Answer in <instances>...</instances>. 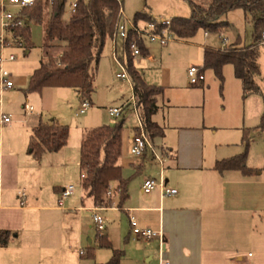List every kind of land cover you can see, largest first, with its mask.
Returning a JSON list of instances; mask_svg holds the SVG:
<instances>
[{"label": "crops", "instance_id": "0c3cea01", "mask_svg": "<svg viewBox=\"0 0 264 264\" xmlns=\"http://www.w3.org/2000/svg\"><path fill=\"white\" fill-rule=\"evenodd\" d=\"M63 1L66 4V0ZM164 1L169 4V21L192 16V9L184 0ZM195 1L202 5L210 3ZM235 11L226 17L229 23L224 29L226 34L232 29L228 16ZM160 12L163 13V7ZM142 14L152 19L147 13ZM161 20L166 19L162 17ZM27 22L29 27L32 23L40 25L35 21ZM201 34L203 36L198 38ZM218 35L200 30L189 40L173 36L177 44L172 46L174 39L164 47L148 44L141 57H133L145 82L164 91L158 97L159 108L153 116V122L161 130L153 141L159 149L166 150L168 156L163 168L149 154L145 158H136L130 153V139L138 124L128 104L130 100L120 106L104 107L105 119L98 115V109L102 107L94 102V96L104 50L96 67L91 107L80 115L92 110L81 125L80 137L72 138L70 132L68 143L61 151L44 153L40 159L31 154L29 146L33 130L40 122H46L43 111L30 103H37L41 94L27 93L30 79L40 64L23 74L11 72L15 87L4 93L3 109L13 121L0 128V264H107L114 250L123 253L120 264H160L159 241L135 239L131 216L140 227L163 231L165 257L172 264H264V155L258 152L248 155L247 166L254 171L249 176L238 170L220 173L215 168L217 162L244 152L248 130L261 119L264 45L259 57L261 76L257 80L262 93L243 98L240 123L238 118L229 119L227 123L209 118L210 85L207 88L205 85L207 73L212 70L205 71L206 80L202 86L191 88L188 86V67L180 73H172L165 67L166 59L178 50L197 46L202 58L206 50L221 51L215 46L216 42L209 39L216 36L221 40ZM108 40L113 42L108 38L106 44ZM119 41L122 58L118 53ZM237 41L242 46L240 35ZM124 44L122 40L116 42L113 63L118 67L125 59ZM168 47L167 55H164L163 49ZM17 48H8L7 56L15 55L12 51ZM105 58L108 60L109 57ZM16 62L17 57L13 62L8 61L5 67ZM227 76L230 77V72ZM234 77L239 96L243 97V85L235 71ZM77 96L80 99L78 93ZM26 105L32 106L34 111L28 113ZM121 107L124 110L118 119L109 115V108ZM120 119L124 130L119 165L123 178L129 180L128 198L122 200L117 189L119 183L115 182L111 185L113 196L107 198L110 205H96L94 199L87 196L82 181L80 188L74 186L78 172L81 174V145L92 130ZM223 126H226V133L220 134ZM75 159L77 163H74ZM161 172L166 187L178 190L177 195L162 198L159 189L144 193V182L149 178L159 179ZM68 186H74L75 192L61 201V191ZM94 213L105 220V230L101 233L94 225ZM2 234L7 240L5 245L1 243ZM101 239L110 243L111 248L103 247Z\"/></svg>", "mask_w": 264, "mask_h": 264}, {"label": "trees", "instance_id": "16d2710c", "mask_svg": "<svg viewBox=\"0 0 264 264\" xmlns=\"http://www.w3.org/2000/svg\"><path fill=\"white\" fill-rule=\"evenodd\" d=\"M192 9L189 18H174L170 33L177 39L189 40L200 30L209 34H219L229 27L227 15L235 10H242L253 26L254 43L240 46L237 41L225 51L206 50L205 73L212 70L215 76L224 82L223 69L233 65L235 76L243 85V98L260 95L261 87L258 78L261 76L259 57L264 35V0H210L202 5L195 0H184ZM123 2L120 0H78L77 9L70 20L65 23V1L38 0L32 7L22 10L21 15L27 21H36L43 29V47L48 52L34 71L27 93L42 94L46 88H63L75 90L81 101L91 102L95 92V75L108 38H112L119 20ZM50 10V11H49ZM154 21L145 14L138 13L135 22ZM12 39L27 43V50L33 47L31 30L15 28L8 32ZM62 47L63 51L54 56L49 51ZM125 59L121 64L132 81L133 93L137 100L140 115L151 137L160 135V128L153 122L158 111V97L164 92L161 88L148 85L142 74L136 69L133 56L129 49V40L124 44ZM261 129H264V117ZM123 123L116 126H101L92 130L81 145V175L85 174L82 186L87 196L92 197L96 205L108 206L107 192L111 185L118 182V190L122 200L128 198L129 180H125L119 160L122 155ZM70 129L58 121L40 122L33 130L29 150L37 159L44 153L61 151L68 143ZM245 150L242 154L217 162L216 170L220 173L238 170L249 176L254 171L247 166L250 140L244 139ZM1 243L5 245V234L1 235ZM103 247L111 248L110 243L101 239ZM123 253L114 250L112 259L107 264H120Z\"/></svg>", "mask_w": 264, "mask_h": 264}, {"label": "rangeland", "instance_id": "374dc122", "mask_svg": "<svg viewBox=\"0 0 264 264\" xmlns=\"http://www.w3.org/2000/svg\"><path fill=\"white\" fill-rule=\"evenodd\" d=\"M63 1V0H61ZM78 0H66L65 12L63 15V21L66 23L71 18L70 7L71 5ZM87 2L88 0H84ZM124 3V17L130 22L135 21V16L138 13H147L152 17L153 20L160 21L162 17L169 21L171 14L168 11L169 4L164 0H120ZM210 0H207V3ZM163 7V13L160 12V9ZM14 13L15 10H11ZM50 11V10H49ZM169 19V20H168ZM229 22L232 25L231 31L225 33L229 39V44L232 45L237 42V37L240 35L242 39V46H250L254 43L253 37V26L251 20L246 18L245 13L242 11H235L228 16ZM36 22V21H35ZM31 30V41L33 47L30 50H27V43L24 44V48L14 49L12 52L17 57V62L14 64H9L6 66L8 71L17 75V73H22L25 71H30L33 68H37L40 64V61L45 58L46 51L43 47V29L40 25L32 23L30 24ZM224 32V31H221ZM220 32V33H221ZM219 33V35H220ZM215 35V34H213ZM218 35V34H216ZM218 35V36H219ZM203 36V34L198 35V38ZM113 38V37H112ZM174 39V37H173ZM213 40L216 47H221L222 41L213 36L209 38ZM176 39L172 46L177 44ZM197 40V38H196ZM218 40V41H216ZM232 42V43H231ZM120 41L118 44V53L119 57L121 55V45ZM230 45H227L225 48L228 49ZM149 47V45H147ZM154 49H157L156 46H151ZM171 47V45H170ZM163 49L164 55H167V50L170 48ZM64 48L57 47L49 51L50 54L58 56ZM27 51L29 54H27ZM8 53V52H6ZM7 55V54H6ZM113 42L108 40L105 49L104 55L102 56L99 73L96 80V94L94 96V102L99 105L98 115L100 118H104V107L111 106H120L124 101L130 100L133 96L132 87L130 82L122 81L117 78L118 74L123 73L122 66L118 67L113 63ZM105 57H109L108 60ZM167 60V67L172 71V73H180L186 67L187 72L192 66L203 67L204 58L198 50V47H193L192 49L178 50L174 52L173 56ZM96 69H93V73L96 76ZM226 72V74H225ZM230 72V77L227 76V73ZM224 82L221 83L220 80L215 77L213 72L207 73V85H210V91L208 96L210 98V111L209 118L218 122H229V119L238 118L239 123L242 122V115L244 110V100L243 97L239 96V90L236 89V79H234V70L233 66H226L223 71ZM41 97V98H40ZM77 96V93L73 89H63V88H48L45 89L41 95L38 97L37 103L31 101L32 105L36 106L39 110L43 111L44 120L48 122L49 120L55 119L63 126H68L71 132L72 138L80 137V128L84 121L87 119L88 115L91 114L90 110L84 116H77V112L81 107V101ZM261 101L264 103L263 99ZM98 106V107H99ZM106 114L107 111H105ZM264 117V104H263V113L259 124L254 126V128L248 130V138L250 139V148L249 155L253 152L262 153L264 155V129H261L262 120ZM105 119V118H104ZM113 123L103 124L101 126H116L119 123H122V119L113 120ZM226 125V124H225ZM100 126V127H101ZM226 126L220 128V134L226 133ZM242 145L241 143H239ZM244 151V150H243ZM74 153L77 157V149L74 150ZM261 154V155H262ZM76 159H75V162ZM81 174L80 171L76 176V182L74 186L80 188L81 186ZM111 189V188H110Z\"/></svg>", "mask_w": 264, "mask_h": 264}, {"label": "built area", "instance_id": "2783aa9c", "mask_svg": "<svg viewBox=\"0 0 264 264\" xmlns=\"http://www.w3.org/2000/svg\"><path fill=\"white\" fill-rule=\"evenodd\" d=\"M38 0H0V128L12 123V116L6 113L3 109V95L4 93L14 89L15 84L11 73L6 69V63L13 62L16 60V56L13 54L6 55V51L10 47L24 48L25 41L12 39L8 32L15 28H26L27 19L22 17V10L32 7ZM77 2H74L70 7L71 14H74L77 9ZM17 9L18 12L14 13L11 9ZM172 22L166 20H154L151 22H141L136 23L126 20L124 17L123 9L120 10L119 20L115 27V33L113 35V48L114 55L116 58V42L122 40L126 42L129 40V49L134 58L141 57L144 54L143 49H147L148 44H155L159 47L166 46L172 39L173 35L170 33V27ZM224 31V30H223ZM222 45L219 48L221 51H225L227 45H229V40L225 32L220 33ZM262 45H264V35L262 40ZM123 73L118 74L117 78L126 80L132 84L131 78L128 75L126 69L121 64ZM188 86L191 88H197L204 84L206 80L205 73L198 66H192L187 72ZM132 110L137 119V127L135 128L132 137L130 139V153L136 158H145L148 154L151 156L152 160L157 163L161 168L164 167L167 161L166 150L159 149L151 137L150 133L146 129L142 117L140 115L139 108L137 106L136 97L132 96L130 102ZM91 107L89 100L84 99L81 101V107L77 112V116L85 114ZM25 109L28 113H32L34 108L30 105H26ZM124 107L121 108H109L108 113L111 117L118 119ZM1 148V142H0ZM159 179L149 178L143 184L144 193H151L156 189H159L163 197L175 196L178 194V190L170 189L166 187L164 177L162 175ZM81 179H85V174L81 175ZM75 192L74 186H68L61 191L60 200L71 197ZM113 190L110 189L107 192V198L113 196ZM25 198V194H22ZM93 222L96 230L101 233L105 230V220L98 213L93 214ZM130 223L132 228V233L135 239L139 241H159V261L160 264H172L165 257L166 250V239L163 231H154L151 228L140 227L136 219L131 216ZM83 254V252H81Z\"/></svg>", "mask_w": 264, "mask_h": 264}, {"label": "water", "instance_id": "95a60500", "mask_svg": "<svg viewBox=\"0 0 264 264\" xmlns=\"http://www.w3.org/2000/svg\"><path fill=\"white\" fill-rule=\"evenodd\" d=\"M28 23V22H27Z\"/></svg>", "mask_w": 264, "mask_h": 264}]
</instances>
